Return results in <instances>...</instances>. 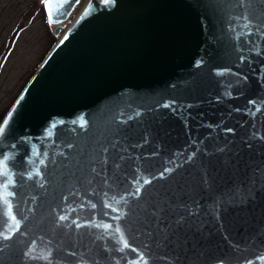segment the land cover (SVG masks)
Masks as SVG:
<instances>
[{
  "label": "water",
  "instance_id": "water-1",
  "mask_svg": "<svg viewBox=\"0 0 264 264\" xmlns=\"http://www.w3.org/2000/svg\"><path fill=\"white\" fill-rule=\"evenodd\" d=\"M0 128V264H264V0H87Z\"/></svg>",
  "mask_w": 264,
  "mask_h": 264
},
{
  "label": "rangeland",
  "instance_id": "rangeland-1",
  "mask_svg": "<svg viewBox=\"0 0 264 264\" xmlns=\"http://www.w3.org/2000/svg\"><path fill=\"white\" fill-rule=\"evenodd\" d=\"M86 1L81 0L60 34L55 35L49 18L45 25L40 12L36 14L38 1L15 0L16 6L9 11L8 31L0 26V120Z\"/></svg>",
  "mask_w": 264,
  "mask_h": 264
},
{
  "label": "flooded vegetation",
  "instance_id": "flooded-vegetation-1",
  "mask_svg": "<svg viewBox=\"0 0 264 264\" xmlns=\"http://www.w3.org/2000/svg\"><path fill=\"white\" fill-rule=\"evenodd\" d=\"M36 1H38L40 4V6H38L36 14H37V12H40V14H41L40 16H41L44 24L46 25L48 15H47L45 0H34V3ZM0 4H3L2 6H0V26H1L2 30L8 31L7 29L9 27V24L11 23L10 19L8 18L9 11H10V9L12 10L16 6L15 0H0ZM78 5H80V3ZM78 5L74 8L73 12L76 10Z\"/></svg>",
  "mask_w": 264,
  "mask_h": 264
},
{
  "label": "snow or ice",
  "instance_id": "snow-or-ice-1",
  "mask_svg": "<svg viewBox=\"0 0 264 264\" xmlns=\"http://www.w3.org/2000/svg\"><path fill=\"white\" fill-rule=\"evenodd\" d=\"M3 131H4V129L3 128H0V134H2ZM229 131H231V130L229 129ZM7 159L8 158L5 157L4 160L0 161V168L6 169ZM36 174L38 175V173H36ZM0 175H3L5 177H7V176H9V173L5 170L2 173H0ZM161 175H163V173H161ZM9 183H11L10 180H9ZM145 183H147V181H145ZM8 186H9L8 184H4L3 185V187L5 189H7ZM5 204L8 207L9 213H11V204H9L7 200H5ZM10 218H11V221H12V227H10L8 234H6V235L3 236L4 239H10L11 238V235L14 233V231L19 228V221L16 219V217L14 215H12ZM59 219L60 220H65L66 217L65 216H60ZM77 226H79V225H77ZM104 227H109V226L108 225H105ZM116 231H120V229L117 228ZM125 247H128L127 242H125ZM258 259L264 260V256L259 257ZM141 260H143V257H141ZM144 264H146V261H144Z\"/></svg>",
  "mask_w": 264,
  "mask_h": 264
},
{
  "label": "trees",
  "instance_id": "trees-1",
  "mask_svg": "<svg viewBox=\"0 0 264 264\" xmlns=\"http://www.w3.org/2000/svg\"><path fill=\"white\" fill-rule=\"evenodd\" d=\"M32 75H33V74H32ZM32 75H31V76H32ZM30 78H31V77H30ZM30 78H29V79H30ZM29 79H28V81H29ZM28 81H27V82H28ZM27 82H26V83H27ZM25 85H26V84H25ZM25 85H24V86H25ZM22 89H23V88H22ZM19 93H20V92H19ZM17 96H18V95H17ZM17 96H16V97H17ZM15 99H16V98H15ZM11 105H12V104H11ZM11 105H10V106H11ZM9 108H10V107H9ZM7 111H8V110H7ZM7 111H6V112H7ZM5 114H6V113H5ZM5 114H4V115H5ZM3 117H4V116H3ZM3 117H2V118H3ZM2 118H1V120H2ZM1 120H0V122H1Z\"/></svg>",
  "mask_w": 264,
  "mask_h": 264
}]
</instances>
